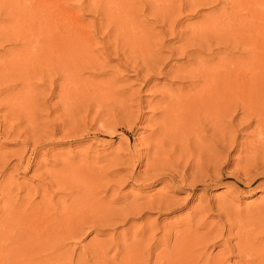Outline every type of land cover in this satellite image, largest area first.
Instances as JSON below:
<instances>
[{
  "label": "rangeland",
  "instance_id": "1",
  "mask_svg": "<svg viewBox=\"0 0 264 264\" xmlns=\"http://www.w3.org/2000/svg\"><path fill=\"white\" fill-rule=\"evenodd\" d=\"M18 1L20 0H0L1 62L6 63L5 61L13 58L11 56H15L16 51L20 50V43H16L13 39L16 35H11L12 31L14 34V30H10V33H8L9 30L6 31V27L8 29L10 27L9 25L12 24V20H14L13 22L15 23V27H17L18 25L16 22L21 17L20 14H18V17L17 14H15L16 12L18 13V11L14 12V10H12V4L15 3L13 6L19 7L23 4H38L40 2L39 4L41 6L44 5L43 7L47 9L52 4L51 8L48 10H51L54 6L55 7L53 9L56 8L55 11L57 10V7L59 9H61V7L64 8L61 12L63 11V15L65 14V16L70 18L74 24H72L73 26H70L69 32H71L73 28L72 33L76 34L80 31L81 34H85V38L87 37L91 40L90 42V40L85 39L83 35V38L79 35V40L84 39L81 40L82 43L86 42L85 40L90 43H88L89 47H93V54L96 53V56L100 61V65L103 67H100L98 63L99 67L97 69L93 67V69L85 68L83 71L81 70L80 72H76V74H74L76 77L73 76L74 78L72 77L68 81L64 78L57 79L52 86L53 88H51L48 83V79L46 78L41 81L37 77L38 82L36 79L33 80V73L31 71V75H27V77H29L28 81L24 78L20 80L15 78L13 79L11 76L16 75V73H14L15 70H10L12 68L7 69L5 65H2L4 63L1 64L0 62V73L5 71L3 73L4 75L0 74V78H2L1 82L3 81V76L6 77H4V80L6 79L5 81L7 82L6 85L5 81H3L4 83L0 82V88L4 89L12 83L15 85H12L10 89L0 90V228L3 225L2 218L4 216V212H6L5 205L7 206L5 203V197H2L6 192H3V187H12V184L15 185V188L20 186L21 192L19 193V200L20 197L26 198L28 195L31 198L34 191H39L45 188V190L47 189L48 191L46 190L47 192L44 199L51 201L53 205L56 204L58 205L57 207L60 208L62 206V202L63 204H69L71 199H73V194H71L72 196L69 194L70 190H65L63 187H59L57 185L46 188L44 187L46 186L45 184H40L42 182L46 183L51 180H55V178L58 179V175H70L72 173L70 171L71 167L78 168L81 164L83 165L85 163V165L90 164L97 170L105 171L103 172V174L105 173V176L103 177L105 180L102 178V183L108 182L111 185V188L106 193L108 194L106 196L107 199L105 197L103 198L104 201L110 200L111 197H114L118 199L115 203L117 206L119 204L123 205L129 203L131 205L136 204V206L139 207V202H142L140 205H144L142 209L140 206V210H136L139 214L137 213V215L134 216H131V214L133 215L135 212L129 214L127 222H120L121 220L117 219V226H111V228L110 226L101 227L91 221L90 224L85 225L81 235L73 237L71 240L64 241V245L59 249V253L62 254V260H37L38 264H125V260H121L125 253L123 250L118 252L119 246L116 243L124 249L130 248L126 253L131 255L133 260H135V264H155V256L157 253H160L161 259L159 258V260H165L166 258L173 259L174 257H172V255L177 252H172L173 239L168 242L167 246H165L161 243V241H159V238L172 236L176 234L175 232H180V230L185 227L189 216L190 218L193 216V221L196 220L198 217L197 214L199 213L197 212V209L201 206H206V204L211 206V209H206V211L202 212V215H205L203 218H205L206 221L213 224L214 222L219 223L218 221H220V211L215 210L217 209L215 206L218 203L216 200H220V197L222 198L219 202L223 203L225 201L224 203H226V206H230L231 209L235 211L238 210L243 212L248 206V211L251 208L249 211L251 213H249V215L253 216V214H256L258 211L256 208L257 204L264 202V148H260V146L258 147V145L254 144L253 136L249 134L252 126L246 129L243 128L239 132H236L237 144L234 145L236 147H224L222 152H219L220 154L218 155V160L214 159L211 153H208L210 150L207 148V144H205L206 142H203V145H206L205 147H203V145L200 147L199 143L197 144L194 131L188 133V135H190V137L187 136L189 139L188 154L190 155L191 153L192 155L193 151L195 154H199L200 152V156L203 155L202 159L206 160V158H210L207 160L209 161L207 164H210L211 166L210 169L215 166L213 171L214 174H212L213 172L210 174L215 175V177L207 179L204 182L197 181V185H191L190 180L187 179L183 180V182L182 180L181 182L179 181L181 178H179L177 174L180 175L183 170V161L180 163L182 166L179 164L180 167L175 168V173H173V170L167 165L169 162L175 163L176 160H169L178 157L179 153L182 151L180 149L181 143H179L182 136H179L180 139L178 136H174L175 138L173 136L171 138L168 136H166V138L163 137V149L162 147L159 148L160 150L154 148V146L156 147L154 142L157 143L162 136V133H160L157 129L158 121H160V114H158L160 109H157V104L159 105L158 98L163 95L166 96V94L168 95L169 92L174 90L177 92L176 90L181 84L175 77L176 74L174 72V68L184 63L182 55L178 54L179 51L177 47L181 43L180 40L174 38L175 34H170L168 31L166 33L163 31V33L162 30L166 28L170 21L175 20L178 21V24L175 26V31L178 32V34L185 36L187 33L191 35L195 32L194 29L198 30V28L203 24L205 25L219 18V20L224 19L225 14H230L231 9L226 1L208 0V2L206 1L205 3L204 0H197V3L196 0H165L166 3H164V0H152L154 2L152 3L149 0L150 2L148 3H150L151 9L149 8L150 5L146 3V0H141L143 4H141L140 0H24L25 2L22 4L23 1L21 0V5H17V3H19ZM194 1L196 4H193ZM167 2L170 3L174 11L169 5H167ZM246 2L251 1L246 0ZM46 3L50 5L46 6ZM253 3L257 7L253 13H248V16L251 17L246 15L248 11L246 12L245 8H240V13H238V10V12L234 13L233 17H237L238 15L239 18L237 17V20H241V17L244 15L245 17H243L242 21H244L247 17V20H257L260 18L259 20L262 22L257 20L259 23H257L256 20L255 22H252L253 20L250 21L256 24L264 23V0H253ZM162 6L164 7L163 10ZM222 6L226 7L221 8ZM18 7H16L15 10H17ZM8 8H11L13 13L10 12V9ZM227 8L229 12H227ZM118 10H120L119 14ZM242 13L243 15H240V17L239 14ZM12 14L16 16L14 17ZM45 14H48V12H44L43 15ZM109 15H111V17ZM45 16L48 17V15ZM164 16H167V18L165 17L164 19ZM169 16L172 18L176 17V19H172ZM57 17L58 16H56V20ZM115 18L117 21L119 20L118 23L114 21ZM158 18L162 19V22ZM21 20L22 19L19 21L21 22ZM121 25L125 26L121 27ZM164 25L166 26L164 27ZM3 26L6 27L4 28ZM132 27H134L135 31ZM12 28L13 26L9 29ZM16 30L17 29H15V31ZM119 30H121L120 33H118ZM125 30L128 31L126 32ZM191 31L192 33H190ZM80 32L77 33V36ZM128 32L130 34H127ZM114 33H116V35L118 33V36L120 37L124 35L123 37L128 36V38H132L134 40L141 39L139 40L141 43H144V41L148 39V42L151 41V44L156 43L151 49L159 52L160 55H168L169 52H171V56H168L165 60L167 65L160 72H145L148 74V76H145L147 78H143L145 73H142V71L139 74H136L132 67V65H134L133 60H135L138 64L141 63V60H139L141 55H138V52H136L135 55L137 56V59L139 56L138 60L132 57L128 59L127 62L124 61V64L120 63L124 54L118 55L116 52L114 54L113 49L110 46L112 41L114 42V38L112 37L116 36ZM144 37L148 38L144 39ZM11 39L13 41H11ZM142 39H144L143 42ZM107 45L110 46L108 48H110L109 50H111L110 52L112 54L109 50L108 53H104V50H102L103 47ZM10 49H13L14 51L16 50L15 53L12 51L11 54ZM32 49V47L29 48V50ZM128 49V47L124 48L126 54L129 53ZM9 52L11 56L7 54ZM22 57H24V54ZM1 59H3V61ZM127 63L131 67H129ZM7 71L9 74H7ZM10 73L14 74L11 75ZM6 74L8 76L11 75L9 76V79ZM8 80L11 81L9 82ZM20 81H24V85L23 82L20 83ZM33 81H35V83ZM27 82L33 83L27 84ZM64 83L65 85L67 84V87ZM25 84H27L28 88L27 86L26 88L24 87ZM34 86H36L35 89H33ZM27 89H30V92ZM70 89L72 91H70ZM68 91H70V93ZM105 91L107 93H105ZM164 92H166V94ZM62 94H65L67 97L65 95L63 97ZM177 94H180V92H177ZM122 98L123 101H121ZM16 100L17 105L14 104ZM9 101H12V103ZM18 101L20 103H18ZM8 102L10 104H7ZM11 104H14V106ZM22 105H24L23 108L25 110L21 108ZM27 105L29 107H27L28 110L25 108ZM123 107H125V110ZM28 111L29 113H27ZM236 119L237 118H235V121L238 120ZM174 139L179 140H177V142ZM190 144L192 148L194 147L193 151L192 148H190ZM252 145L255 146L253 147ZM154 149L161 151V156L163 157H161L160 154H154ZM207 149L209 151L205 153V150ZM201 151L202 153L204 152L202 155ZM162 152L166 157L169 154V160L166 157L164 158ZM195 154H193L191 158L194 159ZM205 154H208L209 156ZM180 155H183L180 156L182 160L185 156L183 153H180ZM147 156L150 157L148 158ZM157 156H160L162 161L163 159H167V164L165 160L163 161L165 163L164 164ZM18 157H23L22 163L18 169L16 168L13 170V168H11V164L15 163L18 160ZM28 159L29 167L26 168ZM210 160H212L213 164L210 163ZM5 162L7 166L2 169V165ZM95 162H97V165ZM150 163H152V168H149V166H151ZM250 164L252 165L250 166ZM166 165L170 169L168 170V173ZM173 165H176V163ZM203 167L206 168V166ZM144 169L147 170L143 173ZM149 169H151V173L154 169L153 172L156 175L150 173L154 176V179H147V177H150L148 173L150 172ZM159 170L161 172H159V174L156 173ZM188 171L191 170H187L186 174H188ZM130 173L131 175L133 173V175L131 176ZM145 174L147 177L144 176ZM138 176H144L146 178L143 177L142 179L144 180H141ZM218 176H220V179L216 178ZM171 177H174L172 178L173 180ZM162 178L165 179L163 180ZM175 180L179 183H176ZM184 181H187L188 183H185ZM248 182L250 184H248ZM180 183L182 185H179ZM5 188L7 190V187ZM100 189L101 192H103L102 190L104 189L102 187H100ZM14 191L16 192L15 189ZM159 192L169 196H167V202H165L167 208L171 203L169 209L164 207L165 205L162 206V208L165 209L160 208L161 210L155 207L157 204L152 206V204H155V200H158L159 196L157 197V195L160 194ZM153 195L157 197V199L155 198V200L152 201V199L150 200L149 198H154ZM34 197L35 196L32 198ZM170 197L172 199H170ZM34 199L35 202H37L40 197L37 196ZM147 199H149V201ZM131 200L137 201L138 203L133 201L131 202ZM144 200H147L148 202L145 201L147 203H144ZM170 200L172 202L174 201L175 204ZM176 201L178 204H176ZM145 204H148L151 208L155 207V209L149 208L148 205V209H144V207H146ZM22 207H20V209L25 208L24 205H22ZM143 228L145 232L143 231ZM147 228L149 229L147 230ZM263 228L264 227L260 229L257 228L254 231V234L261 231L263 236L259 244H261L264 239ZM204 230V228H201L198 229L197 232L201 233L204 232ZM141 231L144 232V234H142L143 236L136 237L134 235V233H142ZM232 241L234 242L235 240L232 239ZM232 241L231 244H233ZM111 242L113 244H111ZM132 242H140L145 246L153 245L154 247L149 253L141 254L140 252L136 260L134 257L136 256L137 251H139L140 245L131 246L133 244ZM98 243H103V247L106 249L105 253L97 252ZM2 246H4L3 234H0V252L2 250ZM221 248L222 247L219 243H208L205 252L213 255L217 251H220ZM20 256L18 257L19 259H17V257H12L16 260L9 261H13L12 263L15 264H35L34 260L27 259V254ZM1 257L0 264H2V262H5L4 264H6V261L1 260ZM235 259L236 257H231L229 260H226V262L228 264H232ZM175 263L176 262L173 260H170L169 262V264Z\"/></svg>",
  "mask_w": 264,
  "mask_h": 264
},
{
  "label": "bare ground",
  "instance_id": "2",
  "mask_svg": "<svg viewBox=\"0 0 264 264\" xmlns=\"http://www.w3.org/2000/svg\"><path fill=\"white\" fill-rule=\"evenodd\" d=\"M22 1H23L22 2L23 4L25 1L24 0ZM146 1H147L146 3L150 1L154 3L152 0L150 1L146 0ZM154 1H161V0H154ZM206 1L208 2V0H204L205 3ZM223 1H226V3L230 6L231 13L225 14L224 19L219 20L220 19L219 18L205 25L203 24L201 27L198 28V30L194 29L195 32L193 33H192L193 30H192L190 32L192 33L191 35L187 33L185 36L178 34V32L175 31V26L178 24V21H175V20L170 21L169 24H167V26L164 25V27L166 26V28L162 30V32L164 31L165 33L168 31V33L170 34H175L174 38L180 40L181 43L179 44V46L177 45L179 53L178 52L176 53L182 55V60H184V63L174 68V72L176 74V76L175 75L174 76L178 79V82L181 84L176 90L177 92H180V94H177V92H175L174 90V91L169 92L168 95L166 94V92H164L166 96L163 95L162 97L158 98L159 105L157 104V106L159 108L157 107V109H160V112L158 113L160 114V117H159L160 121H158L157 129L159 130L160 133H162V136L157 141V143L154 142L156 144V147L154 146V148L159 149L164 145L163 137L166 138V136H168L169 138H171L172 136L173 137L178 136V138L180 139L179 136H182L181 141L179 142L181 143L180 149L182 150L180 153H183L185 157L181 160L180 156H183V155H180L179 153L178 157L173 158L171 156L173 159L169 160L168 159L169 154L166 157L164 153L162 152V154L164 155V158L166 157L169 161L176 160L175 162L176 165H173L175 163H171L169 161H168L169 163L167 164V161H166L167 159L166 160L163 159V161L164 160L166 161V164L173 170V173H175V168L180 167L179 164L181 163V161H183V166L180 164L183 170L180 175L177 174L178 177L181 179L180 180L178 179V180L180 182L181 180L182 182L183 180H186V179L190 180L191 185H197L196 184L197 181L204 182L207 179H212L213 177H215V175H210L211 172L214 171L215 166H213L210 169L211 167L210 164H207L209 162L207 160L210 158H206V160L202 159L203 157L202 154L204 152L202 153L201 151L202 156H200V152L199 154L196 153L197 154L196 155L195 152L193 151L194 147L192 148L190 144L191 146L190 148H192L193 154H195L194 159L191 158L193 154L192 155L191 153L190 155L188 154L189 153L188 152L189 151L188 149L189 139L187 136L190 137L188 133H190L191 131H194L196 133L195 134L193 132L194 135L196 136L197 144L199 143L200 147L203 145V142H206L205 144H207V148H209L210 151L207 149L205 150V153L209 151L208 153H211L213 155V158L217 160H218V155L222 152L224 147L226 146L233 147L234 145L237 144L236 132H239L243 128L244 129L249 128L250 126H252V129H251V132H249V134L253 136L254 144L258 145V147L260 146V148H264V23H261V24L252 23V22H255L256 19L255 20L250 19L251 21L253 20L252 22L249 19L247 20L248 17H251V16H248V13L249 14L253 13L257 7L253 3V0H249L251 2H246V0H223ZM18 2L19 3H17V5H21L20 4L21 0ZM39 3L38 4L35 3L36 5L29 3L28 5L23 4L24 6L23 5L19 7L16 6L18 7L17 10H15L16 7L13 6L15 5V3H13L11 6L14 12L18 11V13L17 12L15 13L17 14V17H18V14H20V16L22 17V18L20 17L19 20L22 19L23 21L21 20L20 22L17 19L19 23L17 21L16 23L18 26L16 25L17 27H15V23L13 22L14 20H12L13 25L11 23H10L11 25L9 24L8 25L10 27L13 26V28L15 27L14 29L13 28L9 29L10 27L7 29L6 27L7 24L6 26H3L4 28L6 27V31L9 30L8 33H10V30H14V34L12 31L11 35H16V37L14 36L13 38L11 35L10 36L16 41V43L17 42L20 43L19 44L20 50H18L19 53L16 50H15L16 51L15 53L13 49L12 50L10 49L11 54H12V51H14L13 53H15V56L13 55L11 56L9 52L7 54H9V56L13 58L7 61L4 60L6 63L0 61L1 64L4 63L2 65L3 66L5 65L7 69L12 68L10 70H15V72L14 71L13 72L16 73V75H13L14 73L13 74L10 73L13 76L11 75L9 76L13 77V79L15 78L17 80H20L24 78L25 80L28 81L29 77H27V75H31V72H32L33 73L32 79L34 78L33 80L36 79V81L38 82L37 77L41 81L44 78H46L48 79V83L50 87L53 88L52 86L54 85V82L57 79L64 78L65 80L68 81L73 76H75L74 74H76V72H80L81 70L83 71L85 68L88 69V68L93 67L97 69L99 67L98 63L100 65V61L98 60L96 53L93 54V50H94L93 47H89L90 43L87 42V40H85L86 42L83 41L84 43L81 42V40H84V39H81L83 38L82 37L83 34H81L80 31L77 30L78 32H80V34H78L77 36L78 32L76 31L77 32L76 34L72 33L73 28L71 27L72 30L71 32H69L70 26H73L74 24L72 23V20L70 18L65 16V14L63 15L64 13L63 11L61 12V10L64 8L61 7V9H59L56 6L57 10L55 11L56 8L53 9L55 7L54 6L52 7L51 10H48L49 8H51L52 4L50 5L46 3L47 4V5L45 4L46 6L50 5L47 9L43 7L44 5L41 6ZM164 3H166V1ZM141 4H143V2H141ZM148 4L150 5V3ZM193 4H196L195 1L193 2ZM167 5H169L170 8L172 9L170 3L167 2ZM163 6H162V10L164 8ZM225 7L222 6L221 8H225ZM11 8H8V9H10L9 11L13 13ZM149 8L151 9V5ZM240 8L242 9L245 8L246 12L248 11L247 14L244 12L248 16V17L246 16L247 18H245L246 20L244 19V21H242L243 17H245L243 13L239 14V16L243 15V17L240 16L242 19L240 18L241 20H237V17H238L237 14L240 13V10H239ZM168 10H165V11H168ZM65 11H66V7H65ZM119 11L120 10H118V14H119ZM44 12H48V14H45V15H48V17L43 15ZM227 12H229L228 8H227ZM236 12H238L236 14L237 17L236 16L233 17L234 13ZM15 16L16 15H14V17ZM56 16H58L57 20H56ZM109 16L111 17V15ZM165 17L167 18V16H164V19ZM158 19L162 22V19L160 18ZM172 19H176V17ZM114 21L118 23L119 20L117 21L115 18ZM131 21H130V24H131ZM124 26L125 25L123 26L121 25V27H124ZM132 28L134 29V27ZM15 29L17 30L15 31ZM128 30H129V27H128ZM128 30H125V31L127 32ZM120 31L121 30H119L118 33H120ZM118 33L117 35L116 33H114L116 36L112 37L114 38V42L112 41L110 46L113 49V53L115 54L116 52L118 55L124 54L120 62L124 64V61L127 62L128 59L132 57L136 58L137 56L135 55V53L138 52L137 54L141 55L140 59L138 56V59L141 60V63H139L140 64L139 65L138 63L135 62V60H133L134 65H132L136 74H139L141 71L142 73L160 72L167 65L165 60L168 56H171L172 54L171 52H169L168 55H164V56L160 55L159 52H156L155 50L151 49L152 46L155 45L156 43L151 44V41L149 40L150 42H148V39L145 40L144 43H141L139 42V40L141 39L134 40L132 38H128V36L123 37L124 35L120 37L118 36L119 35ZM127 34H130V33L128 32ZM79 35H81V38H80L81 40H79ZM146 38L148 37H144V39ZM85 39H88V38L86 37ZM144 39H142V42ZM11 41L13 40L11 39ZM110 46L107 45L103 47L102 50H104V53H108V50L110 49L108 47ZM13 47H14V44H13ZM30 47H32L33 49L29 50ZM125 47L129 48L128 49L129 53L127 54L125 53V50H124ZM110 51L111 50H109V52ZM23 54H24V57H22ZM3 59L1 60L3 61ZM5 67H4V70H5ZM100 67H103V66L100 65ZM129 67L131 66L129 65ZM3 73H0V74L4 75ZM147 73L143 75L144 76L143 78H147L145 77V76H148ZM7 74H9L8 71H7ZM7 74L6 76L9 79V76ZM4 77L5 76H3V81L6 80V79L4 80ZM1 79L2 78H0V82H1ZM22 82L24 85V81ZM22 82L20 81V83ZM33 82L35 83V81ZM33 82H30V83H33ZM28 83L29 82H27V84ZM6 84L7 82L5 81V85ZM27 84H25L24 86L25 88ZM12 85L14 84L12 83L10 86L5 87L4 89L0 88V90L10 89ZM46 85H47V80H46ZM35 88L36 86H34L33 89ZM64 88H63V91H64ZM27 90L30 92V89H27ZM31 91H34V90H31ZM70 91L72 90L70 89ZM70 91L68 92L70 93ZM105 93L107 92L105 91ZM64 95L62 94L63 97ZM17 100L16 102H14L15 105H17ZM12 101H9V102L12 103ZM121 101H123V98ZM9 102L7 104H10ZM18 103L20 102L18 101ZM14 104H11V105L14 106ZM23 106L24 105H22L21 108H23ZM27 107L28 105L25 108ZM124 108L125 107H123V109ZM27 113H29V111ZM235 118H237L238 120L236 119L237 121H235ZM5 132H8V131H5ZM179 139H174V140L177 141ZM205 146L203 145V147ZM252 146L254 147L255 145H252ZM159 150L154 149L155 151V152L153 151L154 154L155 153L156 155L160 154L161 156V151ZM205 155H208V154H205ZM160 156L159 157L157 156V157L161 159V157L163 156L161 157ZM22 159L23 157H18V160L15 163L11 164V168H13V170H15L16 168L18 169L22 163ZM96 163L97 162H95V164ZM152 163H150V165ZM210 163L213 164L212 160H210ZM85 164L83 165L81 164L78 168L71 167L70 171L72 173L71 174L69 173L70 175H66V176L58 175V179L56 178L55 180L49 179L51 181L46 182V183L42 182L40 184V185L45 184L46 186L44 187L46 188H50L51 186L57 185L59 187H63L65 190L66 189L70 190L69 194L70 196H72L71 194H73L74 196L73 199H71L69 204H63L62 202V206L61 207L59 206L60 208H58L57 207L58 205L56 204H55L56 206L53 205L51 201L49 200L47 201L44 199L45 194L48 191L47 189L46 191L45 188L39 191H34V194L32 195V197L33 196L40 197V199L37 202H35V199H34L35 197L30 198L29 195L26 198L20 197V200H19V193L21 192L20 186H18V188H15L14 184H12V187L5 186L7 187V190L5 187H3L4 188L3 192L4 191L6 192L4 193L2 197H5L6 199L5 203L7 204V206L5 205L6 212H4V216L2 218L3 225L0 228V234H3V244H4L0 252L2 256V257L0 256L1 260L6 261V264H15V263H12L13 261L10 262L11 260H16V259H13L14 257H17V259H19L18 257L20 255H26V254H27V259L34 260L35 264L37 263V260H48V261L62 260L61 258L62 254L59 253L60 252L59 249L64 245V241L71 240V238L81 235L86 224L88 225L92 221L101 227L110 226L111 228V226L112 227L117 226L116 224L117 219L118 220L120 219L121 220L120 222H123V221L127 222L129 214L135 212L136 214L135 213L133 215L131 214V216L137 215L138 211L136 210H140V208L141 209L143 208L144 205H140L142 202L138 203L137 201H134V200H131V202L133 201V202L138 203L139 207L141 206L140 208L137 207L136 204L131 205L127 202H125L127 204H123V205L119 204L117 206L115 203L118 201V199L114 197H111L110 200H106L107 199L106 196L108 195L106 193L111 188V185L108 182L102 183V178L105 176L104 175L105 173L103 174V172L105 171L97 170L90 164H89L90 166L85 165ZM251 165L252 164H250V166ZM6 166L7 165L5 162L2 165V169ZM168 166L166 167V169L168 168ZM203 166H206V168H204ZM27 167H29V159L26 164V168ZM150 167L152 168V165L149 166V168ZM146 170L144 169L143 173ZM150 170L151 169H149V171ZM168 170L170 169L169 168L167 169V173H168ZM187 170H191V171H188V174L190 172L189 175L186 174ZM153 171L154 169L152 170V173L151 171L148 172L150 177L146 176V174L148 173H146L144 176H146L147 179L148 178L152 179L154 176H152L151 174L156 175ZM159 172L161 171L159 170L156 173L159 174ZM212 174H214V172ZM41 175H46V174H41ZM138 177L141 178V180H144L142 179L143 177L141 176H138ZM174 177H171V179ZM216 178L220 179V176ZM162 179L164 180L165 178H162ZM103 180L105 179L103 178ZM176 183H179V182L176 181ZM248 184L250 183L248 182ZM179 185H182V184L180 183ZM100 187L104 189L102 190L103 192H101ZM14 189L16 190V192L14 191ZM159 193H160L159 195L156 194L157 197L159 196L158 200H155V198L157 199V197H155L154 195H153L154 198H149V199L150 200L152 199V201L155 200L154 202L155 204H152V206L157 204L155 206L157 207V209H160V208L165 209V208H162V206L165 205L164 207L167 208V205L165 204V202H167L166 199L168 195L166 196L162 192H159ZM104 197L106 198L105 199L106 201H104L103 199ZM221 198L222 197H220V200ZM149 199L147 200L149 201ZM170 199L172 198L170 197ZM147 200H144V203H147L148 202ZM220 200L218 201L216 200V202L218 203L216 206L214 205L215 207H217V209L215 210L220 211L219 213L220 221H218L219 223L214 222L213 224L209 221H206L205 218H203L205 217V215L204 214L202 215V212L206 211V209L208 210L211 209L210 205L206 204V206L199 207L197 209L198 210L197 212L199 213L197 214L198 217L196 220L193 221L192 219L193 216L191 218L189 216L188 221L186 220L187 222H186L185 227L182 230H180V232H175L176 234L173 233L174 235L172 236L159 238V241H161V243H163L165 246H167L168 242L173 239L172 252L177 251L176 253H174V255H172V257L174 258L173 259L166 258L165 260H159L160 253L159 254L157 253L155 256L156 260L154 263L155 264H169L170 260H173L174 262H176L175 264H228L226 260H229L231 257H236V259L232 262V264H264V239H263V242L259 244V242H261L260 240H262L263 238L261 231L254 234V231L257 228L260 229L264 227V202L263 203L260 202L259 204H257L256 208L258 211L256 212V214H253V216H251L249 215V213H251L249 212L251 210L250 207H249L250 208L249 211H248V206L245 208V211L243 212L238 211V210L235 211L231 209L230 206H229L230 208L228 207V205L226 206V203H224L225 201L223 202L222 200V202L225 205L219 202ZM170 204H169V207L171 206ZM176 204H178V202ZM22 205L25 206L24 209H20ZM147 205L145 204L146 207H144V209L145 208L148 209L149 205L148 206ZM155 207L153 208L155 209ZM169 207L167 209H169ZM149 208L151 207L149 206ZM144 228H143V231H144ZM201 228L205 229L204 232L198 233L197 232L198 229H201ZM148 229L149 228H147V230ZM143 231H141L142 233L138 232V234L134 233V235L136 237L143 236L142 234H144L145 232ZM232 239H234L235 241L233 242ZM231 241L233 242V244H231ZM132 243H133L132 245L130 244L131 246L140 245V249L139 251H137V254L134 257V259L136 260L140 252L141 254L149 253L150 250L154 247L153 245L145 246L144 244H141L140 242H132ZM208 243L209 244L219 243L222 248L220 249V251H217L213 255L208 254L205 252ZM98 244L99 245L97 246L98 247L97 252L105 253L106 249L103 247V243L102 244L98 243ZM111 244L113 243L111 242ZM116 244L119 246L118 252L119 251L121 252L123 250L125 253V255L123 256V258H121V260H125L124 261L125 264H135V260H133L131 255H128L126 253L128 252L130 248L124 249L118 243ZM4 263L2 262V264Z\"/></svg>",
  "mask_w": 264,
  "mask_h": 264
}]
</instances>
